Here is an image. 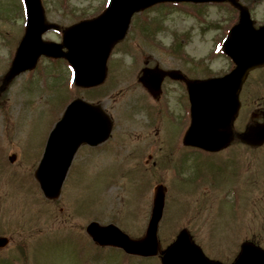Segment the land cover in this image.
Segmentation results:
<instances>
[{
	"label": "rangeland",
	"instance_id": "rangeland-1",
	"mask_svg": "<svg viewBox=\"0 0 264 264\" xmlns=\"http://www.w3.org/2000/svg\"><path fill=\"white\" fill-rule=\"evenodd\" d=\"M108 1L41 0L45 22L59 27L43 40L58 41L65 28L97 16ZM238 1L251 10L256 26L264 22V0ZM23 10L22 0H0V238L7 239L0 264H159L158 258L115 248L100 251L85 234L97 222L141 238L158 185L164 189L161 249L183 229L209 259L223 264L241 237L264 244V143L253 149L235 141L216 155L184 149L188 112L177 104L182 83L165 82L163 109L139 81L145 68L174 70L190 81L227 72L230 64L219 48L232 25L228 5L205 8L200 17L164 6L135 14L112 47L104 81L92 89L76 88L63 62L43 58L33 71L6 80L24 34ZM72 98L99 106L111 132L96 147L78 149L58 198L49 201L34 172ZM240 101L233 130L242 133L262 107L264 67L249 76Z\"/></svg>",
	"mask_w": 264,
	"mask_h": 264
},
{
	"label": "water",
	"instance_id": "water-1",
	"mask_svg": "<svg viewBox=\"0 0 264 264\" xmlns=\"http://www.w3.org/2000/svg\"><path fill=\"white\" fill-rule=\"evenodd\" d=\"M23 1L26 33L18 46L6 80L34 68L38 57L44 55L64 58L73 70L75 85L83 88L98 86L103 82L111 47L124 37L134 13L167 2L232 3L239 9V21L230 30L223 44V53L232 60L235 67L220 78L186 82L190 126L183 139L185 146L207 152H217L229 144L232 137L231 124L240 107L241 86L250 70L264 65V27L253 28L248 11L235 0H110L108 7L97 18L66 29L61 44L41 40L43 33L56 27L44 23L40 0ZM110 131L111 121L100 107L75 99L65 108L60 120L49 133L34 174L46 199L58 197L78 148L81 145L94 147L101 144L108 138ZM240 138L253 146L262 144L264 125L250 127ZM10 161H13V157ZM163 201V190L159 187L142 239H130L114 225L101 226L96 222H91L86 232L99 246L120 248L129 255L154 256L159 248L156 233ZM5 243L6 240L0 238V247ZM161 253V264H220L205 258L186 231H181L176 240ZM233 264H264V251L244 244Z\"/></svg>",
	"mask_w": 264,
	"mask_h": 264
},
{
	"label": "flooded vegetation",
	"instance_id": "flooded-vegetation-1",
	"mask_svg": "<svg viewBox=\"0 0 264 264\" xmlns=\"http://www.w3.org/2000/svg\"><path fill=\"white\" fill-rule=\"evenodd\" d=\"M228 5V4H227ZM229 6V5H228ZM213 7H215V6H213ZM229 9L231 10V11H235L231 6H229ZM233 9V10H232ZM262 24H264V22L262 23ZM58 42V41H57ZM153 70H155L154 71V75L156 74L157 75V71H158V69L157 68H154ZM157 70V71H156ZM256 70H253V71H251L249 74H248V77H247V79L249 78V76L252 74V73H254ZM165 72H167V74H163L164 72H161V75H162V81L160 82V88H159V91L158 92H154L153 90H154V79H150V80H148V88L146 89V93L149 95V97H150V99L151 100H153V103L154 104H158V102H160L162 105H166V106H168V101H167V91H168V88H165L164 89V85H165V82L166 81H168V80H170V81H172V82H174V83H178V82H180V83H182V87H180L179 89L181 90V94L182 95H180L179 96V98L177 99L178 100V103L177 104H179V105H184L185 106V103H186V99H185V91H184V83H183V80H180V76H181V73H179V72H175L174 70H168V71H165ZM247 82V80L244 82V84H243V87H242V89L244 88V86H245V83ZM153 89V90H152ZM158 99V100H157ZM171 111V110H170ZM251 118L253 119V120H255V123H264V101L262 102V107H259V109H257L256 110V112L255 113H251ZM235 132H237V131H235ZM235 139H237L238 140V138L235 136L234 137ZM233 138V139H234ZM237 140H234V142L235 141H237ZM242 241L240 242V243H238V245H237V252H236V254L232 257V259H231V261L230 262H233L234 261V259L236 258V256H237V254H238V252H239V249H240V245H241V243H244V242H250L251 244H253V245H255V246H257V247H260V248H262L263 250H264V244H261V242H255V241H249L250 240V238L248 237V236H245V237H241L240 238ZM251 239H256V238H251Z\"/></svg>",
	"mask_w": 264,
	"mask_h": 264
}]
</instances>
